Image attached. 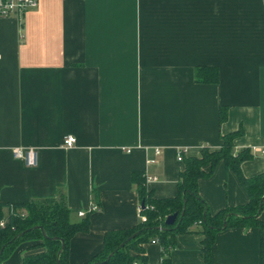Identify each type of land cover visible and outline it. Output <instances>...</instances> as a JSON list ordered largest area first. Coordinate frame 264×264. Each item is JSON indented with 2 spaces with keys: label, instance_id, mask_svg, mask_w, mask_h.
Masks as SVG:
<instances>
[{
  "label": "crops",
  "instance_id": "crops-1",
  "mask_svg": "<svg viewBox=\"0 0 264 264\" xmlns=\"http://www.w3.org/2000/svg\"><path fill=\"white\" fill-rule=\"evenodd\" d=\"M201 66L217 67L218 82H196ZM238 129L234 152L250 153L242 175L263 172L264 0H38L21 19L0 14V204L63 196L70 220L89 223L71 238L68 264L89 261L108 230L139 222L134 173L155 198L173 197L177 152L219 150ZM14 147L34 148L36 165ZM198 193L212 214L248 200L223 161ZM203 238L177 234L172 262L203 263ZM44 250L21 242L5 264ZM145 255L161 264L162 247L149 242ZM211 264H264V225L218 231Z\"/></svg>",
  "mask_w": 264,
  "mask_h": 264
},
{
  "label": "trees",
  "instance_id": "trees-1",
  "mask_svg": "<svg viewBox=\"0 0 264 264\" xmlns=\"http://www.w3.org/2000/svg\"><path fill=\"white\" fill-rule=\"evenodd\" d=\"M194 79L199 83H217L218 68L198 67L194 71ZM219 118L220 121L226 118V108H220ZM240 133L241 129H238L222 135L223 143L219 150L202 147L200 156L183 157L184 169L178 174V188L173 197L155 198L145 186V176L134 173L132 180L140 199L141 219L133 227L108 230L102 249L84 264H145V245L153 241L162 247L161 264H174L169 253L177 245L175 237L190 232L204 235L201 264H211V246L218 231L231 226L262 227L264 221L257 218V209L260 201L261 208L264 205V171L250 177L242 175L240 163L248 159L250 153L246 148L234 152L233 139ZM219 161L234 171L248 200L245 204L227 206L212 214L198 193V180L209 176ZM206 166H209L208 170ZM4 206L8 208L6 215L1 211ZM183 207L184 213L179 220ZM172 213L178 214L177 219L174 224L166 225L165 219ZM69 216L70 210L63 196L27 203L0 204V221H4V225L0 226V264H5L14 249L24 241H40L45 250L24 256L21 264H68L71 238L89 227L86 218L73 222ZM133 233H136L135 236L120 247V243ZM112 251L114 253L105 261Z\"/></svg>",
  "mask_w": 264,
  "mask_h": 264
},
{
  "label": "built area",
  "instance_id": "built-area-1",
  "mask_svg": "<svg viewBox=\"0 0 264 264\" xmlns=\"http://www.w3.org/2000/svg\"><path fill=\"white\" fill-rule=\"evenodd\" d=\"M38 0H0V14L3 17L14 16L18 19H21L22 15L30 8H33L37 5ZM76 143V138L73 135H65L62 139V146L64 147H73ZM158 152V151H157ZM260 153L264 154V149L260 150ZM12 155L16 159L24 161L26 165L32 166L37 163V151L34 148H25V147H14L12 149ZM182 151L177 152V159L182 160ZM146 179H151L147 176ZM97 205L91 206V211L96 210ZM79 216H84L83 211L78 212ZM4 225V221H0V226ZM154 242V241H153ZM143 264V263H137Z\"/></svg>",
  "mask_w": 264,
  "mask_h": 264
},
{
  "label": "water",
  "instance_id": "water-1",
  "mask_svg": "<svg viewBox=\"0 0 264 264\" xmlns=\"http://www.w3.org/2000/svg\"><path fill=\"white\" fill-rule=\"evenodd\" d=\"M184 205H185V201H184ZM141 206H143V201L141 202ZM184 207H185V206H184ZM184 207H183V210H182L181 213H180V218H179V220L181 219V217H182V215H183V213H184ZM260 209H261V201H260L259 204H258L257 214L259 213ZM257 214H256V215H257ZM177 216H178L177 213H172V214L168 215V216L166 217V219H165V224H166V225H172V224H174L175 221H176V219H177ZM224 220H225V219H224ZM178 223H179V222H178ZM178 223H176V226L178 225ZM224 223H225V221H224ZM42 232H43V235L46 236V234H45V232H44L43 229H42ZM135 234H136V233L131 234V235H130L125 241H123L122 243H120L119 246H120V247L123 246V245L125 244V242L128 241V240H130L131 238H133V237L135 236ZM55 238H56V237H55ZM63 246H64V242H63V240L61 239V247H63ZM115 250H117V249H115ZM113 253H114V251L110 252L109 255L107 256V258H106L105 261H107V260L109 259V257H110Z\"/></svg>",
  "mask_w": 264,
  "mask_h": 264
}]
</instances>
